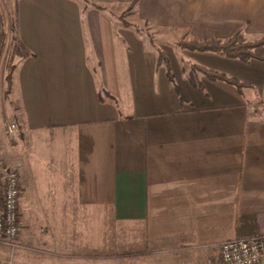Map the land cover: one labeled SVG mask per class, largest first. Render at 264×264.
<instances>
[{
  "label": "crops",
  "instance_id": "1",
  "mask_svg": "<svg viewBox=\"0 0 264 264\" xmlns=\"http://www.w3.org/2000/svg\"><path fill=\"white\" fill-rule=\"evenodd\" d=\"M16 29L20 219L152 263L264 235V46L244 63L175 45L263 39L264 0H18ZM189 65L245 86L194 85Z\"/></svg>",
  "mask_w": 264,
  "mask_h": 264
},
{
  "label": "rangeland",
  "instance_id": "2",
  "mask_svg": "<svg viewBox=\"0 0 264 264\" xmlns=\"http://www.w3.org/2000/svg\"><path fill=\"white\" fill-rule=\"evenodd\" d=\"M18 0H0V34L5 33V47L0 58V165L24 173H28L26 166L27 148L21 139L18 125V103L13 92L6 95L7 77L10 65L17 64L19 49L18 39L13 27L16 26V4ZM127 10L120 14L123 16ZM129 13V12H128ZM114 15V13L112 12ZM130 14V13H129ZM127 17V16H126ZM125 17V18H126ZM124 18V20H125ZM14 122L18 126L15 136L11 138L7 133L8 125ZM55 215L28 214L20 219L21 232L18 239L19 247L14 251L0 245V260L13 258V264H168L169 261L157 260L146 262L145 257L113 256L103 254L95 247L65 244L81 240L59 239L60 234H66L59 227H54L52 220ZM52 219V220H51ZM57 225V224H56ZM58 226V225H57ZM70 233H72L70 231ZM89 242V240H88Z\"/></svg>",
  "mask_w": 264,
  "mask_h": 264
},
{
  "label": "built area",
  "instance_id": "3",
  "mask_svg": "<svg viewBox=\"0 0 264 264\" xmlns=\"http://www.w3.org/2000/svg\"><path fill=\"white\" fill-rule=\"evenodd\" d=\"M17 130L16 123L11 122L7 133L13 138ZM21 194L17 171L0 165V245L11 251L19 247ZM0 264H13V258L0 260ZM206 264H264V235L223 241L218 245V253L209 256Z\"/></svg>",
  "mask_w": 264,
  "mask_h": 264
},
{
  "label": "trees",
  "instance_id": "4",
  "mask_svg": "<svg viewBox=\"0 0 264 264\" xmlns=\"http://www.w3.org/2000/svg\"><path fill=\"white\" fill-rule=\"evenodd\" d=\"M135 5H131L127 13H125L123 16L119 17L121 21H123V24L129 28H133L137 32H140L141 30L138 27H135L128 22L124 21V18L129 15V13L134 10ZM99 10L109 14L113 15L112 11L104 8V7H97ZM129 12V13H128ZM2 22H0V25ZM16 26L13 27L14 33H16ZM5 33L3 30L1 31L0 34V58L3 55L4 52V39H5ZM175 45L181 49H186L189 51L193 52H212L219 54L223 57H226L228 59H233V60H239L244 63H248L253 59H259L260 57L257 55L256 51L257 49L261 48L264 46V38L257 40V41H247L241 31H237L231 38L225 39V40H220L216 38L208 39V40H197V39H180L175 43ZM161 56L163 54L161 53ZM190 70H191V80L194 85H200L199 81L197 79V74L200 73L204 76H206L209 79L212 80H217L221 82H225L227 84L233 85L237 87L239 90H241L245 85L239 82L238 80L229 77L228 75L208 69L206 67L200 66V65H189ZM15 65H10L9 67V74L7 77V90H6V95H10L13 92V75L15 72ZM171 78L172 76L169 75Z\"/></svg>",
  "mask_w": 264,
  "mask_h": 264
}]
</instances>
